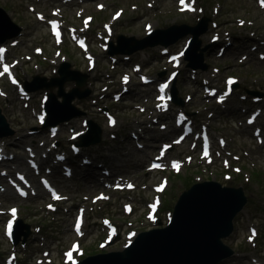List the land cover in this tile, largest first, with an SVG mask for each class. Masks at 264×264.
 I'll return each mask as SVG.
<instances>
[{
    "label": "rangeland",
    "instance_id": "1",
    "mask_svg": "<svg viewBox=\"0 0 264 264\" xmlns=\"http://www.w3.org/2000/svg\"><path fill=\"white\" fill-rule=\"evenodd\" d=\"M152 1V0H151ZM207 2L209 0H206ZM224 7L220 14L219 21L222 22V28L225 31H238L237 29L243 31L253 30L261 22L259 16H264L263 13L260 14L256 10L253 4V0H222ZM57 0L53 1L56 3ZM97 2L105 4V8L101 11H98L95 7ZM204 3V5L207 4ZM45 0H39L36 4L37 9H43ZM145 0H139L138 8L136 9V0H95L86 13H91L94 15V21L91 29L89 30V41L92 44H95L98 47V42L101 41L95 34L96 31L102 30V22L111 20V13L118 7L124 9L123 15L115 22L114 29L115 34L112 38L115 45H118L116 42V37L120 34L125 35L126 37L133 36L137 39L145 36L146 30L143 27L144 21H151L155 27H167L171 24H178L183 22L182 19L177 18L176 7L174 5V0H158L153 3V7H145ZM32 4L31 0H0V6L3 7L10 15L11 19L18 25L22 27L21 32H17L16 29L11 27L6 19L0 14V24L3 25L0 28V35H13L12 38H6L2 44H7L8 41L13 39L18 40V44L14 48H10L8 56L13 58L15 56H21L22 62L17 66L16 70L19 74L20 80L24 83L25 81L30 82L31 84V103L35 110L39 108L40 97L44 91L57 93V87H48V84L51 83V78L57 75L58 66L52 65L47 59L49 54L54 61L55 56H53L54 47L49 40L47 28L44 22L38 21L33 13L28 11L27 5ZM208 5V4H207ZM78 8L79 6L76 5ZM81 8V7H79ZM65 10H69L66 8ZM46 15L48 14L45 12ZM71 16L70 18L68 16ZM66 21L71 24L79 21L73 12L66 13ZM243 18L245 23L244 26L229 25L226 21H236V19ZM194 18H189L190 22H193ZM79 24V23H78ZM199 24V22H198ZM196 24V25H198ZM80 25V24H79ZM194 25V26H196ZM226 27V28H225ZM238 27V28H236ZM182 29L180 32L181 34ZM93 33L94 35H90ZM182 36V35H181ZM177 36L175 38L172 34L167 35L166 39L170 41L169 45L157 44L154 47L146 48L142 51H137L133 54H129L128 60H123L121 57L123 55L113 54L117 58V62H112L111 58L113 56L104 53L99 54L97 63L94 69H88V67L83 64V61L78 56H75L76 52L72 46H66L67 51H63V55L60 57L72 60L69 68L77 69L82 73H86L88 78L86 80V85L82 87L88 88L90 90V95L83 99H74V105L81 110L82 114L74 118H71L67 121L65 120V111L70 107L61 106L55 104L54 107L57 110H60L59 113H56L60 123L59 133L57 139L60 141V144L68 140L69 128L72 127L74 131H78L81 128V120L86 118L88 120H93L97 123L102 129L103 137L100 143V146H84V152H90L92 155L96 156V162L99 164H104V166H109L113 177L123 174L126 177H129L132 173L135 172V175L138 177V182L144 185V189H140L136 192V203L135 206L138 210L145 206V201L149 199L150 196V184L157 183L162 174H157L156 172L145 173L144 166L134 167L132 161L129 164H126V161L130 158L134 144L129 139L130 133L135 132L140 135L139 141L146 142L145 148L140 153L141 158H149L156 152L161 141L165 137L169 136L167 134H162V131H159L157 127H154V123L151 118L148 117V113L153 108V105L150 103L152 100L153 84L151 85H140L138 84L137 73L133 74L135 77L132 78L128 84L130 89L126 94L122 95V98L119 102H114L111 98V94L115 91H118L121 87L119 80L120 75L125 71H130L132 65L135 62H141L143 66V71H147L156 79L163 78L160 73L163 71L162 57L159 54L161 47H171L173 50L178 49L184 42L186 37ZM208 37V36H207ZM202 41V40H201ZM120 46H125V41H120ZM129 42V41H128ZM130 44V42H129ZM209 44L208 39H204L201 42L202 46ZM36 45H42L44 47V53L40 56H32L30 62L26 61L25 55H32V48ZM216 48L213 45H210L207 49V52L203 53L205 56L204 60L207 62H213L215 57ZM23 55V56H22ZM75 56V57H74ZM198 55H195L193 60L198 58ZM226 62L229 61V58L226 57ZM199 62V61H197ZM236 61L233 64L226 68V70L234 73ZM249 66V65H248ZM251 66V64H250ZM247 68V67H246ZM189 69L183 66L182 72L179 76V79L176 83V86L179 88V96H185L186 94L192 93L191 88L193 89V83L190 77L186 74V70ZM240 75L243 77L246 76L239 83L240 86L252 87L258 89H264V62L253 67L248 68L247 72L244 69L239 67ZM39 76L40 79L35 80V77ZM43 78L45 80H43ZM257 78L258 84L253 85L252 80ZM74 86L73 81H67L64 83V89L70 90ZM107 86V89H104ZM9 97L1 98L0 97V106L4 107L5 114L9 120L10 126L14 129V135L12 140L14 141L13 145H9V149H13L18 152L19 161H16L12 164L15 166L17 164L24 165L25 152L23 147L27 144H35L37 146L43 147H52L50 141L43 145L44 137L48 135L47 128L41 133L42 140L36 141L34 136L28 135L27 132L30 129H33V125L36 124L31 108L26 109L22 105V101L18 98L17 94L13 91H7ZM193 100L189 103L188 107L195 110L194 116L197 120H210L212 124H209L211 131L218 134L228 135L229 131H235L237 128H233L231 125L233 122H225L219 118L208 117V113L219 112L222 109V106L216 105L212 102H205L199 104L196 100ZM231 101V100H230ZM230 103V102H228ZM264 104V103H263ZM215 106V107H214ZM235 105H229L230 110ZM139 107H144L145 111H140ZM103 109H111L115 116L117 117V124L113 128H109L106 125V119L102 112ZM227 111V110H225ZM63 112V113H62ZM237 116H240L242 110L239 108L236 110ZM220 114V113H218ZM222 117H230L232 119L235 117V113H223ZM162 121L169 120L170 115L164 114L161 116ZM64 121V122H62ZM25 126L21 129V126ZM144 128V131H143ZM42 131V132H43ZM114 138H113V137ZM151 136L155 138H151ZM88 141L85 140L84 143ZM240 143V142H238ZM42 149V148H41ZM220 153H222L219 150ZM217 154V151L215 152ZM223 154V153H222ZM224 155V154H223ZM169 156H177V150H172L169 153ZM256 164L254 171L259 177L261 184L263 185V190L259 189L258 186L253 184L251 187L255 192V196L252 201L248 202L245 206L244 213L239 212L235 216L236 230L234 235L230 236L232 245H234L236 250L239 246H243L244 250L251 249L250 244L245 241V235L247 234V226L250 224L256 223L259 227V235L254 241L256 246L255 250L256 256L262 257L264 259V158L261 154H257L254 159L251 160V163ZM194 165L184 166L181 170L183 176H191L192 174L199 173L200 171L205 172H214L215 179H220V170L217 168V164L221 162V158H215L214 162L208 164L200 163L197 159V156L192 161ZM190 162V163H192ZM247 169L250 168V165L247 161L245 162ZM255 164L253 167H255ZM57 173H54L53 179L57 182L59 188L66 192L69 198L57 204L56 211L52 212L46 209V203L49 201L47 194L46 195H30L27 199H19L13 194L9 196L0 194V209L7 208L9 205H17L20 209V219L28 225V228L25 230L29 232V235L26 237V240L19 241L16 245L11 242H8L3 234L2 230V220H0V260L2 261L3 256L7 255L12 246L17 247L19 254V264H35L34 259L37 257H42L41 252L43 249H48L51 251V256L54 258V264H63L61 261V249L67 247L72 236L70 230V223L75 213L76 206L84 204L87 206V217H86V236H84L81 241L84 248H87L92 252L94 248H97L96 241L102 239L103 229L100 224V217L104 214L113 213L114 205L111 202L119 200L122 204V200L127 198V196L121 197V192H115L113 197L108 201L97 202L93 204L90 202V197H92L98 189L91 187L89 190L91 182H87L85 178H77L75 175L72 176V179H62L60 177V172L56 169ZM247 172V170L245 171ZM77 178V180H76ZM174 183L180 187L181 182L178 178L172 179ZM3 179L0 178V187H3ZM36 183L38 184V179L36 178ZM241 183V182H240ZM173 185V182L170 180V186ZM230 194V193H228ZM88 197V199L86 198ZM86 198V199H85ZM123 198V199H122ZM163 204L160 210L161 222L164 223L166 220L165 213L167 210H172L173 205L170 209L164 210V202L166 199V204L172 202L171 195H162ZM120 215H117L114 211V217L125 221L126 219L131 220L130 217H125L121 208H119ZM2 216L0 215V218ZM134 227L141 229L144 225V222L141 220L134 221ZM97 222V224H96ZM36 227H41L39 231H36ZM95 240V242H94ZM65 241H67L65 243ZM94 242L93 244H91ZM115 242V241H114ZM124 239L120 236L116 239V243L113 246H108L106 249L110 248L115 250L121 248L123 245ZM22 243L26 244L22 247ZM93 245V247H91ZM102 250V249H100ZM252 253V252H251ZM232 260L229 262H223L222 264H253L249 257H231ZM38 264V263H37Z\"/></svg>",
    "mask_w": 264,
    "mask_h": 264
},
{
    "label": "water",
    "instance_id": "2",
    "mask_svg": "<svg viewBox=\"0 0 264 264\" xmlns=\"http://www.w3.org/2000/svg\"><path fill=\"white\" fill-rule=\"evenodd\" d=\"M4 40L0 35V41ZM131 52L132 49L124 48L120 52ZM51 98H54L52 96ZM194 189L206 193L209 197L208 202L199 206L194 204L195 194L191 191L184 194L179 205L175 210L173 225L168 229L170 232L153 230L151 232L140 234L136 242L126 250V253L106 254L97 257H88L80 264H156V258L160 256L170 257L173 255V239L182 235V261L187 264L191 258H199L197 264H215L218 260L226 255V250L220 242V238L226 236L230 230V221L235 213L241 208L243 201L236 194L231 195L232 200H226L225 194L217 196V189L202 185ZM188 198L184 202V198ZM188 204L189 211L186 212L187 227L181 230V222L177 220V214L180 213L182 204ZM166 229V228H165ZM178 229V231H176ZM212 245L209 249L205 247ZM182 264V263H175Z\"/></svg>",
    "mask_w": 264,
    "mask_h": 264
},
{
    "label": "bare ground",
    "instance_id": "3",
    "mask_svg": "<svg viewBox=\"0 0 264 264\" xmlns=\"http://www.w3.org/2000/svg\"><path fill=\"white\" fill-rule=\"evenodd\" d=\"M152 29H153V26H152ZM86 34H87V36L89 37V31L88 32H86ZM96 34V33H95ZM90 35H94L93 33H90ZM97 35V34H96ZM248 41H251V39H248ZM117 45H115V44H112V46H111V48L113 49L112 50V54H115V53H119V51L117 50ZM65 51H67V50H65ZM75 53H74V55L75 56H78L77 58H80V60H82L83 61V64H85V65H89V66H94V62H96L97 63V59H98V56H99V54H103V56H106L105 54H104V52H102V51H100V50H98L97 49V47L95 46V44H92L91 42L87 45V46H84V47H80V46H77L76 48H75ZM108 50H106V52H107ZM86 53L85 55H83V53ZM9 53L8 52H6V55H8ZM74 56V57H75ZM124 57V56H123ZM58 72L62 75V76H64V77H68L69 75H70V73L72 72V70L66 65V64H61L60 65V67H59V69H58ZM56 78H58V77H56ZM53 96V93L51 92V93H49V95H48V98H51ZM59 105H61V106H66V107H70L69 109H73V108H75L74 107V105H73V101H71L70 103H68V104H62V103H58ZM66 110L65 111V115L70 111V110ZM4 110V109H3ZM60 112V110H57V112L56 113H59ZM51 113V111H50V109H48V113H47V117H53L54 119H56L57 120V122H59V119H58V117L59 116H57L56 115V113H54V115H51L50 114ZM63 113V112H62ZM69 119H71V117H68L67 115L65 116V120H69ZM83 120V119H82ZM87 120V119H86ZM54 125H56V124H51V126H54ZM86 126H87V129H86V131H84V136H78V138H79V140L80 141H82V140H84V139H87L88 137H90L94 132H95V130H96V126L94 125V122L92 121V120H88L87 121V123H86ZM25 126L23 125V126H21V129H23ZM10 128H11V126H10V123H9V120H8V118H7V116H6V114H5V110H4V119L3 118H1L0 117V136L1 135H5V134H9V137L10 138H12V136L14 135V131H12V132H10L9 130H10ZM165 129V128H164ZM43 134L45 133V131H43L42 132ZM59 133V131H58V129H57V134ZM168 133H170V134H172V131H168ZM139 136V135H138ZM114 138V137H113ZM135 138V135H131V137L129 138L131 141L133 140ZM152 138H155V137H152ZM93 145H96V146H100L99 144H93ZM90 146H92V145H90ZM145 146V145H144ZM89 147V146H88ZM72 148H75V147H72ZM72 148H68V149H65V150H63V151H58V150H54V149H50V150H48L47 152H46V154L45 155H47V159H44V157L43 156H40V158H39V160H35L34 162H33V166H35V167H42V166H37L35 163H36V161H39V163H41V164H48V163H51V162H53V160L54 159H59V156H57V155H52V154H54L53 152H56V153H61V152H64V151H67V150H70V149H72ZM169 150V149H168ZM168 150H166V155L168 154V152H170V151H168ZM13 151H15V150H13ZM81 152V151H80ZM136 152L138 153V152H141V149H137L136 150ZM81 154H83V155H86V154H88L87 152H84V151H82V153ZM154 154H156V152L154 153ZM153 154V155H154ZM2 155L4 156V155H6L4 158L6 159V160H1V162H0V164L1 165H4V164H7L8 162L9 163H14L15 161H16V157H10L9 156V154L7 153V151L6 150H4L3 152H2ZM70 157L72 160L73 159H75L77 156H78V154H77V152H72L71 154L70 153H67V154H65V155H63V156H61L60 158L62 159V160H64L66 157ZM82 156V155H81ZM87 157H90L91 159H95L96 158V156H94V155H91V154H89ZM30 158H32V157H30ZM13 159V160H12ZM12 160V161H11ZM11 161V162H10ZM17 161H19V159H17ZM232 161L231 160H228V161H226V162H224V163H219V164H217V168H219V169H221V172H220V179H215L213 182H209V181H207V182H193V181H190V183L189 184H187V182H186V180H184L183 178H181V180H182V182H184L186 185H188V187L187 188H184L183 189V191L182 192H180L182 195H181V198H180V200L176 203V205H175V207H174V215H173V219H172V222L169 224V225H167V222L165 223V221H164V223H162L161 221L159 222V224L158 225H155V226H153V227H151V229L148 231V232H151V231H153V230H161V229H163V231L164 232H170V229H168L171 225H173L174 223H173V221H174V218H175V210H176V208H177V206L179 205V203H180V201H181V199L183 198V196H184V194H186V193H188L190 190L195 194V197H194V199H193V201L192 202H194V204H196V205H199V206H203V205H205L207 202H208V200H209V197H208V195L206 194V193H204V192H202V191H199V190H197V189H194L196 186H198V185H202V186H206V187H211V188H213V189H217L218 191H217V193H216V195L217 196H221V194H225V197H226V200H228V201H230V200H232V198H231V196H230V194H228L229 192H233V193H235L236 192V190H234L233 188H230V189H228V188H226L227 187V185L226 184H224L223 183V181H222V173H223V171L222 170H224L230 163H231ZM130 162H128V161H126V164H129ZM93 163L91 162L89 165H88V162H87V160L86 159H82L80 162H79V164L76 166V167H78V169H79V172H77L79 175H82L80 178H85L84 180L85 181H87V182H99V181H102L103 180V178H101V177H90V173H86V167L87 166H90V165H92ZM62 165H64V168H65V171L62 173L61 172V174H60V177L61 178H63V180L64 179H66V177H67V175H66V167H65V164H64V161L62 162ZM70 165H72V163L70 164ZM134 166V165H133ZM26 170H28V168H26ZM56 170V169H55ZM18 172H20V171H18ZM251 173V175H254V177L256 178V179H258L259 180V177H258V175L256 174V172L255 171H251L250 172ZM70 179H72V178H70ZM76 180H77V178H76ZM33 187L31 188V190H34L35 191V193L37 194V195H40L41 194V187L36 183V181L33 179ZM192 182V183H191ZM169 185H170V183H167L166 184V186L164 187V189H163V191L162 192H165V190L169 187ZM226 189V190H225ZM1 190H2V188H1ZM171 190H173V189H171ZM8 191H10V189H8ZM190 191V192H191ZM175 194V193H174ZM150 197L153 199L154 197H156V194L155 193H152L151 195H150ZM175 197L173 196V197H171V199L173 200ZM22 199V198H21ZM189 199L188 198H184V202H187ZM111 204H113L114 205V208H113V211H115V213L117 214V215H120L119 214V212H120V210H119V208H120V206H119V204H120V201L119 200H115V202H111ZM16 205H19V204H16ZM121 205H123V204H121ZM171 207H172V205H170ZM9 209V208H8ZM10 210V209H9ZM187 211H189V206H188V204H182V206H181V210H180V213L179 214H177V220H180V221H183L185 218H186V212ZM130 213H132V215H131V220H134V221H138V220H141L142 218H144L146 215H147V213H148V208L147 207H143V208H141L140 210H138L137 208H135V209H132L131 211H130ZM172 213H173V211H172ZM124 215V214H123ZM19 219H20V216L17 218V222L19 221ZM17 222L14 224V229H13V232H12V235H11V240H13V244L14 245H16L20 240L21 241H25L26 240V237L27 236H25L24 234L26 233V232H28V231H26L25 232V230L28 228V225L26 224V223H24L22 220H21V222L22 223H20V222H18L19 224H21V226H20V228L18 229V230H15V227L17 226ZM86 225V221L84 222V226ZM185 227H187V222L184 220L183 222H181V230H183V228H185ZM166 228V229H165ZM2 229H3V223H2ZM176 231H178V229L176 230ZM85 235H86V233H85ZM19 236V237H18ZM225 236H223V237H221L220 238V242H221V244H222V241H223V238H224ZM172 240H173V243H174V247L176 246V248H175V251H174V253H173V255L172 256H170V257H166V256H160V257H158V258H156V260H155V263L156 264H175L176 262L177 263H182L183 264V261H182V248H181V246H182V235H181V237H175V239H173L172 238ZM94 242H95V240H94ZM94 242H92L91 244H93ZM96 244H98V243H96ZM111 244V243H110ZM108 246V245H107ZM212 245H208V246H206L205 248L206 249H209L210 247H211ZM91 247H93V245L91 246ZM94 248V247H93ZM85 249H86V251H87V248L85 247ZM228 250H231V249H229V248H227ZM88 253H89V255H91L92 257H97V256H99L98 255V251H97V249L96 248H94V251H90L89 249H88V251H87ZM11 254L13 255V253L11 252ZM19 255V254H18ZM204 256H209V254H205V255H203V256H201V257H199V258H202V257H204ZM4 257H5V255L3 256V259H4ZM199 258H191L189 261H188V263L187 264H197V260L199 259ZM3 259H2V261H3ZM230 260H232V258H230V257H228V256H225L223 259H221L217 264H222L223 262H229ZM1 261V260H0ZM1 261V262H2ZM19 264V263H18ZM99 264H102V263H99Z\"/></svg>",
    "mask_w": 264,
    "mask_h": 264
},
{
    "label": "snow or ice",
    "instance_id": "4",
    "mask_svg": "<svg viewBox=\"0 0 264 264\" xmlns=\"http://www.w3.org/2000/svg\"><path fill=\"white\" fill-rule=\"evenodd\" d=\"M180 2H181V4L183 5V4L185 3V0H180ZM261 6L264 7V0H261ZM188 10L191 11V10H193V9H191V8L189 7ZM57 27H58V26H57L55 23L52 24V31H53L54 35H56L57 39H59V33L57 32ZM81 45H83V42H81ZM3 72H4V73L8 72V68L5 67V68L3 69ZM0 74H3V73H0ZM13 82H14V81H13ZM126 82H127V78L125 77V83H126ZM230 83H231V81H230ZM166 87H167V84H165V85H161V87H160V89H159L160 92L163 93V92H164V89H165ZM160 99H161V100L164 99L163 95H161ZM173 166H174V167H177V165H175V164H174ZM153 167H154V168H155V167H160V165H158V164H154ZM157 191H160V189L158 188ZM53 198H54V199H60L59 196H55V195H54ZM153 207H154V206H153ZM12 215H13V217L15 216V210H14V209L12 210ZM151 218H152V217H149V219H151ZM11 228H12V223L9 222L8 225H7V229H8L9 232L11 231ZM77 232H79V221H77ZM253 235H255L254 232H253ZM74 247H75V246H74ZM66 255H67V258H68L69 260H72V253H71V252L67 253ZM73 264H74V262H73Z\"/></svg>",
    "mask_w": 264,
    "mask_h": 264
}]
</instances>
